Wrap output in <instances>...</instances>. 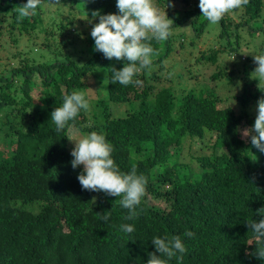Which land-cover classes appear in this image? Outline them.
<instances>
[{"label":"trees","instance_id":"1","mask_svg":"<svg viewBox=\"0 0 264 264\" xmlns=\"http://www.w3.org/2000/svg\"><path fill=\"white\" fill-rule=\"evenodd\" d=\"M25 2L0 0V264H146L155 251L151 238L165 234L180 235L187 247L169 264H264L253 254L258 242L247 224L264 207V153L241 138L254 124L253 105L264 97V85L250 77L254 54L264 52V0H249L217 24L214 46L191 60L217 64L226 53L234 57L232 67L217 64L210 83L186 92L171 76L183 78L177 70L187 67V31L179 29L191 28L189 43L196 47L210 25L199 0H154L173 20L172 34L152 41L151 67L139 73L140 85L129 86L106 78L111 66L123 64L94 51L91 24L84 30L83 57L76 59L79 46H67L73 13L90 19L93 10L116 13V0H42L35 15L18 19ZM54 3L58 8L46 16V5ZM27 40L32 45L19 48ZM250 44L252 55L243 51ZM176 53L183 58L168 67ZM222 79L237 92L220 95ZM89 88L101 96L104 110L81 111L74 127L81 134L102 131L121 170L146 176L136 220L126 219L120 197L82 188L77 176L83 166L70 163L72 132L57 133L50 120L65 94ZM122 104L124 111H112ZM194 146L189 162L182 161L185 147ZM109 211L104 223L98 214ZM122 223L134 224L135 231L122 233Z\"/></svg>","mask_w":264,"mask_h":264},{"label":"clouds","instance_id":"2","mask_svg":"<svg viewBox=\"0 0 264 264\" xmlns=\"http://www.w3.org/2000/svg\"><path fill=\"white\" fill-rule=\"evenodd\" d=\"M42 0H26L17 9L18 19L36 14ZM170 2V0H169ZM249 0H199L198 7L209 24H218L226 14L247 5ZM116 13L102 14L93 10L88 23L92 25L90 36L94 40V51L103 54L104 58L121 62L122 68L111 66L106 78L110 83L122 86L140 85L138 78L142 70L152 65L154 48L152 41L162 42L172 34L173 20L168 18L165 9L160 10L154 0H116ZM98 21V22H94ZM257 64L250 77L264 81V52L254 54ZM91 108L88 94L82 90H73L62 97L59 107L50 113L55 131L62 133L69 130L74 135L68 137L74 142L70 161L73 169L82 167L77 179L84 190L104 192L108 196L120 197L119 203L128 214L127 220H136L141 214V202L145 196L148 180L135 168L122 171L113 157L114 147L102 131H90L80 134L74 127L81 111ZM256 117L250 128L241 131V138L248 140L253 148L264 153V97L257 101ZM104 223L111 219V213L98 214ZM260 218L249 219L247 224L258 242L254 255L264 261V207L256 213ZM119 231L132 234L134 224L122 223ZM192 237V231L184 233ZM154 252L148 253L146 264H169L173 259L180 260L187 252V247L180 235H155L151 238ZM157 253L159 255H157Z\"/></svg>","mask_w":264,"mask_h":264},{"label":"rangeland","instance_id":"3","mask_svg":"<svg viewBox=\"0 0 264 264\" xmlns=\"http://www.w3.org/2000/svg\"><path fill=\"white\" fill-rule=\"evenodd\" d=\"M174 7L180 8L181 5L178 4V5H175ZM46 8H47L46 16L49 17L53 13V11H56V9L58 8V4H56V3L50 4V5L47 4ZM170 9L174 10V8L172 6ZM64 10H66V15H67L68 14L67 8ZM73 14L76 15V24L73 26L71 33H69L70 39L68 40L67 46L70 49L75 47V46L80 47V53H77V57H76V59H79V57L81 58V57H83V55L86 54V47H85V44L83 42V39L85 38L84 30L90 31V27L88 28V25H90L88 23V19H90V18L88 16H86L85 14L80 13L79 11H76ZM166 14L168 16V13H166ZM87 17H88V19H87ZM181 30L187 31V32L184 31L186 33L187 38L183 39V40H185V43H186V44H184V45H186L185 46L186 50L184 52L186 53L185 56L187 57V60H186L187 67L178 68V70H177V71H181L184 74L183 78H178L176 73H174L173 76H171L173 79L176 80V87L179 91H180V89H184L183 91L186 92V91L190 90L191 88H198L199 83H201V82L210 83L211 75L215 71L218 70V67H217L218 65H221L223 67H225V65H228V67H226V69H230L232 67L231 63L229 64V59H231V58L233 59L234 57H232V55L226 54V53H223L220 55L219 62L217 63L218 65L211 63V62H206V64H198V63H196L195 58H193L191 60V57H195L197 55L199 56L202 51H209L210 47L214 46V44H215V42H214L215 32L217 30V24L208 25V27L206 28V31H205L206 33H204L200 39H197L198 44H195V45H197L196 47L190 45V43H189L190 40L193 38L191 28H189L187 26H183L182 28L179 29L180 32H181ZM41 38H43L42 35L40 36L39 40ZM249 39H252V37L250 36ZM26 45L31 46L32 43L28 42V40H27L24 43V45L21 43L19 48L22 49V47L23 46L25 47ZM217 46H219V45H217ZM253 49H255V46H253L252 44H250V46H247V47L245 45L243 46V51H248L249 54H251V55L253 54ZM188 54H191L194 56H189ZM243 55H244V57H248L247 56L248 54L246 52H243ZM171 58H170L171 60L169 59V61L167 62L168 67H170L173 63L175 64V63L179 62L180 59L183 58V54L182 53H176ZM3 59H5V58H3ZM190 70L193 71L192 75H189ZM174 71H176V70H174ZM91 82L95 83V81L93 79L91 80ZM216 83L218 84L219 82H216ZM213 84L214 83H212V85ZM259 84L264 85V81L260 82ZM217 87H218L217 89H218L219 94L222 96L232 95L234 92H237V90L239 89L238 86H233L234 90L230 91L229 89L232 87V84L230 82H228L227 80H224V79H222V82H220L219 86H217ZM85 92L88 94L91 107L95 108L99 113L102 112L104 110V105L100 102L101 96H98V94L96 93V91L93 88H89V89L85 90ZM230 102L232 103L233 100L232 99L226 100L225 104H230ZM256 106H257V104L253 105V107L255 108L254 109L255 111H256ZM125 109H126V106L122 104V106H120V107L117 106V107L112 108V111L114 113H117V112H122ZM3 119L5 120L4 116H3ZM3 128H4V123L2 121V118L0 117V136H3ZM73 135L74 134L72 133L71 137H73ZM2 140L3 139L0 138V142ZM71 142H72L71 147L73 149L74 142L73 141H71ZM196 149H197V146H194V149L192 151L189 150L187 147H185L184 152H183V157L181 158V160L184 162H189L191 154ZM193 165L196 167L195 163H193ZM196 169H197V167H196ZM153 202L160 203L161 200H154Z\"/></svg>","mask_w":264,"mask_h":264}]
</instances>
